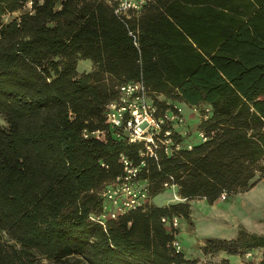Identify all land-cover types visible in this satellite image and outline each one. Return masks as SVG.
Masks as SVG:
<instances>
[{"label":"trees","instance_id":"obj_1","mask_svg":"<svg viewBox=\"0 0 264 264\" xmlns=\"http://www.w3.org/2000/svg\"><path fill=\"white\" fill-rule=\"evenodd\" d=\"M79 59L92 68L79 71ZM136 79L160 105L197 107L208 139L142 168L153 196L173 174L185 201L150 203L103 226L94 218L101 189L121 173L119 154L138 161L141 148L114 134L105 106ZM0 116V264H194L171 248L161 215L189 218L191 199L214 203L223 189L260 182L264 0H150L127 21L108 0H0ZM85 128L107 137H85ZM255 248L264 264V232L243 225L203 247Z\"/></svg>","mask_w":264,"mask_h":264},{"label":"built area","instance_id":"obj_2","mask_svg":"<svg viewBox=\"0 0 264 264\" xmlns=\"http://www.w3.org/2000/svg\"><path fill=\"white\" fill-rule=\"evenodd\" d=\"M150 0H108L113 5L115 13L124 21L139 14ZM193 110L199 112L197 107ZM206 107L204 117L208 116ZM105 117L114 134L126 136L129 142L141 144L140 160L136 161L125 152L119 154L122 171L114 179L107 182L101 189L104 203L101 211L95 215V220L103 226L109 219L133 209H145L152 200L151 184L141 176V171L147 165V157L159 161L161 154L168 156L179 153L183 148H192L194 142L189 137L186 112L178 102L165 101L160 105L143 79L127 80L118 84L117 95L105 106ZM83 135H91L105 140L107 129L95 128L83 130ZM198 139L205 141L208 135L198 129ZM104 164V163H103ZM256 174L264 179V151ZM162 185L171 188L179 201H185L178 192V184L173 174H169ZM229 192L223 189L219 198L225 199ZM181 217L178 213L163 214L161 221L172 235L169 245L180 252L183 251L181 240ZM251 255V252H246Z\"/></svg>","mask_w":264,"mask_h":264},{"label":"rangeland","instance_id":"obj_3","mask_svg":"<svg viewBox=\"0 0 264 264\" xmlns=\"http://www.w3.org/2000/svg\"><path fill=\"white\" fill-rule=\"evenodd\" d=\"M29 3H27L25 7L20 10L5 14L4 20L7 21L13 17H18L20 14L30 8ZM77 67L79 71L88 70L92 68V62L88 59H79ZM183 107L186 112V117L188 118L187 127L189 128V137L192 141H196L198 139V122L201 115L196 110L193 113V108L187 104L183 105ZM4 123V117L0 116V124ZM260 181H264V179L260 178ZM163 188L164 189L162 191L154 194L152 197L151 202L153 204L167 205L180 200L174 197L173 190L171 188L164 186ZM233 195L234 194L229 193V196H227L225 199L217 198L214 201L216 205L213 206L211 205L213 203H209L207 201L205 202L206 207L202 206L204 201L201 202V199L205 198H194L190 200V204L192 205L190 217H181L180 235L183 243L184 254L191 260L196 259L197 261L194 264H228L229 260L227 259L226 261L220 255L221 250H219L220 252L210 251L206 253L204 252L203 247L206 245L208 237L231 238V236H228L229 234L227 232L222 231V227L216 223H221L220 218L225 215L224 213H227L224 212L223 208L228 205L229 200ZM253 255L256 256V254ZM253 255L247 256L245 253L241 254L242 257H245L243 261L250 260L253 264H255L257 260L253 259Z\"/></svg>","mask_w":264,"mask_h":264},{"label":"crops","instance_id":"obj_4","mask_svg":"<svg viewBox=\"0 0 264 264\" xmlns=\"http://www.w3.org/2000/svg\"><path fill=\"white\" fill-rule=\"evenodd\" d=\"M158 97L159 99H163V95H158ZM167 101L186 105V103L181 101ZM194 112L195 111H193V113ZM201 202H203L202 206L206 207V198L201 199ZM211 205L213 206L216 204L213 203ZM223 210L227 213H224L225 215L220 218L221 223L216 224L221 226L222 231L227 232L229 234L228 236L236 237L240 225H243L250 231L264 232V181L258 182L247 191L234 194ZM262 251V248H255L250 251L251 255L256 254V256L253 255V259L257 260L256 262L262 258ZM220 255L223 259H228L229 263L232 264L243 263V259H245V257H242L239 253L231 254L225 250H221Z\"/></svg>","mask_w":264,"mask_h":264},{"label":"bare ground","instance_id":"obj_5","mask_svg":"<svg viewBox=\"0 0 264 264\" xmlns=\"http://www.w3.org/2000/svg\"><path fill=\"white\" fill-rule=\"evenodd\" d=\"M173 194H174V197H176V193H175V191H173Z\"/></svg>","mask_w":264,"mask_h":264}]
</instances>
